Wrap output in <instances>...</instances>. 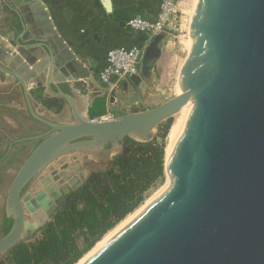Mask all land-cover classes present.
<instances>
[{"label":"water","instance_id":"obj_1","mask_svg":"<svg viewBox=\"0 0 264 264\" xmlns=\"http://www.w3.org/2000/svg\"><path fill=\"white\" fill-rule=\"evenodd\" d=\"M42 1L23 0L20 7L22 13L37 8L44 18L31 42L20 39L30 12L10 41L15 53L0 40V70L16 80L30 117L45 128L19 140L37 142L9 180L3 213L11 225L0 237V255L22 240L28 198L22 194L52 163L78 153L108 163L125 138L151 141L158 124L189 105L164 164L168 185L81 264H264V0H197L181 93L110 120L91 119L67 85L88 77L81 67L87 61L67 48ZM164 38L154 35L144 49L138 76L145 83ZM44 52L48 61L37 63ZM43 87L66 104L71 121L56 122L34 109L29 90ZM52 198L31 209L34 226L48 221L59 203Z\"/></svg>","mask_w":264,"mask_h":264},{"label":"crops","instance_id":"obj_2","mask_svg":"<svg viewBox=\"0 0 264 264\" xmlns=\"http://www.w3.org/2000/svg\"><path fill=\"white\" fill-rule=\"evenodd\" d=\"M22 4L23 0H0V40L5 41L11 53H15L18 46L11 45L10 41L16 40L17 34L22 29L20 21L25 20L29 12L32 18L25 23V32L20 37L23 42H31L32 31L42 29L44 25V18L37 8L29 7L22 13L20 11ZM42 4L53 28L57 30L67 48L74 55H79L87 61L81 67L88 77H79L67 82L78 97L80 106L87 107L85 113L92 119L101 120L111 119L110 116L114 115L116 109H119L122 115L140 111L135 109L139 106L140 98L133 95L134 88L139 90V87L132 82L136 76L120 79L108 86L100 82L97 75L105 65V55L110 48L137 46L145 41L144 34L129 30L126 23L134 15L154 19L158 11V0H43ZM39 56H41L40 53ZM44 57L48 61V54L44 52V55L38 58L37 63H40L41 58ZM75 57L79 61L77 56ZM43 74L47 75V68ZM57 76L58 74L54 73L52 79L54 80ZM29 92L34 109H36L34 102L36 95H41L45 100L55 98L44 87L34 88ZM0 95H2L0 99H4L3 105H0V120L5 125L17 129L20 122L25 127L31 126L35 130L43 127L30 117L21 88L16 80L1 70ZM42 107L38 113L50 120L60 123L71 121L70 111L65 103L61 105L59 111L47 108L44 103ZM77 161L74 157H64L55 166L45 171L46 180L47 176H50L55 181L59 175L58 181L64 184L69 181H80L82 177L76 164ZM18 165L19 163L8 166L4 172L6 182L5 185L0 186V213L3 212L9 180ZM8 169H12V172L8 173ZM34 192H36L35 189ZM30 194L32 195V190L26 195L30 198Z\"/></svg>","mask_w":264,"mask_h":264},{"label":"trees","instance_id":"obj_3","mask_svg":"<svg viewBox=\"0 0 264 264\" xmlns=\"http://www.w3.org/2000/svg\"><path fill=\"white\" fill-rule=\"evenodd\" d=\"M68 91L66 85H61ZM58 98L45 100L47 108L59 111ZM159 133L149 142L125 138L122 150L103 169L93 170L85 182L72 190L33 242L21 240L7 251L14 264H74L105 233L144 199L164 177V143L171 123L157 125ZM160 139V141H158ZM11 219L4 218L6 233ZM84 235L87 245L77 243Z\"/></svg>","mask_w":264,"mask_h":264},{"label":"rangeland","instance_id":"obj_4","mask_svg":"<svg viewBox=\"0 0 264 264\" xmlns=\"http://www.w3.org/2000/svg\"><path fill=\"white\" fill-rule=\"evenodd\" d=\"M193 2L194 0L193 1L192 0H174L173 1L172 13L170 15L169 20L166 22V24L164 25L162 29V32L165 34V38L162 41V45H161V56L156 62L152 70L150 83L149 84L145 83L144 81H142V79L139 76H136V78L133 79L132 81L134 82V84H136L139 87L138 88L139 90H136V88H134L135 92H133V95L135 97L140 98V103L138 104L139 106L137 107L134 106L136 107L135 109H138L140 111L149 110L159 105L162 101L174 97L176 89L180 87L179 86V78L181 75L180 73H182L184 68L189 63L191 59L190 56L192 54V52L190 53V51L192 49L191 15L193 12V7H194ZM190 9L192 10V12ZM187 45H190V50H188ZM113 114H114L113 116H110L111 119H117L122 115L119 109H116V111ZM181 114L182 113H179V114L175 113L172 117H170L169 118L170 123L173 124L176 117H178V115H181ZM155 133H159L158 127L155 128ZM167 135L163 140L164 155H165L164 164L167 162L166 160L167 159V144H168ZM158 141H160V139H158ZM69 156L72 158L74 157L75 159L78 160L76 164L78 165L77 167L80 169L79 171H80V176L82 177V179L78 182L69 181V183L64 184L62 181H58L59 175L56 177L57 179H55V181L51 180V182L46 180L45 171L42 172L38 176V178L30 185V187L25 192V195H26L27 193H29L30 190H32V195L30 194V198L28 197L24 202V206L26 209L27 226H26L22 240H25L27 242H33L39 235V229L42 226L41 227L34 226L36 225L38 220L36 221L33 218L31 209H36V207H40L39 202L41 200L45 198L44 199L45 202L55 201L53 200L52 197H56L58 196V194H60V200H58L59 203L54 202V203H57V207L54 209L55 211L60 205H62L66 201L67 195L72 190L81 186L85 182L89 174L93 171L91 169H94V170L103 169L104 166L107 164L103 161H96L95 159H92L91 157H89L88 155L84 153H78V154H75L72 156L69 155ZM63 158H60L56 162L52 163L50 167L55 166V164L60 162L61 159ZM11 172H12V169L10 170L8 169V173H11ZM168 180L169 179L164 170V177L160 181H158L157 184L153 186L145 194L143 201L133 211L128 213L121 221H119L112 229H110L107 233H105L87 252L84 253V255L86 256L95 247V245L98 242L105 239L104 238L105 235L109 236L108 234L112 233L113 232L112 230L115 231L118 228L117 226H120V223H122L124 219L125 220L129 219L131 217V213L132 214L135 213L141 208L142 205H145L148 201L151 200V198H154L166 185H168L169 183ZM50 186H53V187H50ZM34 189L36 190V192L33 193ZM61 190H64L66 192L62 193ZM30 199H32L33 201H31ZM54 211L51 213V215L54 213ZM51 215L49 216V219ZM77 243L80 247H84L85 245H87V241L84 239V235L79 234L77 238ZM84 255L80 259H82ZM78 261L75 262L74 264L78 263ZM0 264H14V263L13 261L10 260V256L6 252L3 255H0Z\"/></svg>","mask_w":264,"mask_h":264},{"label":"built area","instance_id":"obj_5","mask_svg":"<svg viewBox=\"0 0 264 264\" xmlns=\"http://www.w3.org/2000/svg\"><path fill=\"white\" fill-rule=\"evenodd\" d=\"M173 1L158 0V11L154 19L139 15H134L128 19L126 23L128 29L144 34L146 39L141 45L110 48L105 55V65L97 75L100 82L111 86L120 79L138 76L144 49L154 35L162 32L172 13ZM34 102L37 112L43 108L41 95H36ZM101 120L110 119L103 118Z\"/></svg>","mask_w":264,"mask_h":264},{"label":"flooded vegetation","instance_id":"obj_6","mask_svg":"<svg viewBox=\"0 0 264 264\" xmlns=\"http://www.w3.org/2000/svg\"><path fill=\"white\" fill-rule=\"evenodd\" d=\"M2 96V95H0ZM3 98L0 105H3ZM35 121V120H34ZM45 131V128L35 130L33 127H25L23 123L18 124L17 129H11L0 120V186L5 185L6 167L20 163L26 154L35 146L37 141L19 142L20 139L38 135ZM17 141V142H16ZM27 149V150H26ZM26 150V151H25ZM29 188V186H28ZM23 192V196L28 189ZM4 213H0V237L4 235L3 223ZM9 219V218H8Z\"/></svg>","mask_w":264,"mask_h":264},{"label":"bare ground","instance_id":"obj_7","mask_svg":"<svg viewBox=\"0 0 264 264\" xmlns=\"http://www.w3.org/2000/svg\"><path fill=\"white\" fill-rule=\"evenodd\" d=\"M193 1V0H192ZM196 2H197V0H194V7H193V12H192V10H191V12H192V15H191V22H193V18H194V15H195V7H196ZM192 6V5H191ZM187 10V9H186ZM188 12V11H187ZM181 38V37H180ZM187 47H188V50H190V45H187ZM192 50L193 49H191V51H190V53L192 52ZM191 57V56H190ZM183 61V60H182ZM180 63V62H179ZM178 64V63H177ZM180 65V64H179ZM178 65V66H179ZM177 66V67H178ZM177 69V68H176ZM178 70V69H177ZM181 74V73H180ZM175 83V82H174ZM175 86V85H174ZM177 88V87H176ZM175 89V88H174ZM181 93V88L180 87H178L177 89H176V91H175V95H178V94H180ZM188 110H189V105H187L186 107H184L182 110H180L179 112H177V114H179V113H182L181 115H178V117H176V119L174 120V122H173V124H171V127H170V129H169V131H168V135H167V139H168V144H167V161H168V158H169V156H170V154H171V151H172V149H173V147H174V144H175V142H176V140H177V137H178V134H179V131H180V129H181V126H182V124H183V121H184V119H185V116H186V114H187V112H188ZM165 156V155H164ZM167 163V162H166ZM168 177V176H167ZM169 181V180H168ZM61 192L62 193H65L66 191H64V190H61ZM56 200H60V194H58V196H56V198H55ZM152 199V198H151ZM145 203H146V201H145ZM144 207V205H142L141 206V208L138 210V211H134L135 213H131V217H130V215H129V219H127V220H125L124 219V221H122V223H120V226H117L118 228L114 231V230H112L113 232L112 233H109L108 235L109 236H104V238L105 239H101L102 241H100V242H98L96 245H95V247L85 256L84 255V257L82 258V259H80L79 261H78V263H76V264H81L94 250H96L101 244H103L106 240H108L112 235H114L118 230H120L124 225H126L134 216H136L140 211H141V209ZM133 215V216H132Z\"/></svg>","mask_w":264,"mask_h":264}]
</instances>
